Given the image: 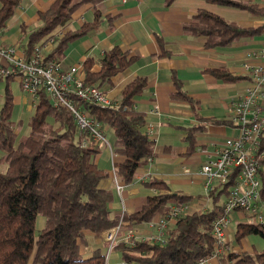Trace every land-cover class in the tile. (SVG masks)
I'll return each mask as SVG.
<instances>
[{"label": "trees", "instance_id": "trees-1", "mask_svg": "<svg viewBox=\"0 0 264 264\" xmlns=\"http://www.w3.org/2000/svg\"><path fill=\"white\" fill-rule=\"evenodd\" d=\"M21 0H0V32ZM103 0H53L44 11L38 12V22L32 27L23 24L21 39L30 52L53 39L48 59H61L69 43L95 34L102 22H111L115 16L103 15L99 4ZM170 6L175 0H162ZM208 3L246 10L250 14L263 15V8L248 0H206ZM83 5H91L94 16L84 21L78 29H68L72 14ZM61 37L58 34L63 31ZM185 34L204 37L205 48L228 47L234 41L261 35L264 23L246 27L230 21L206 9L199 8L182 24ZM25 38L23 42L22 39ZM160 55L169 56L165 42L156 36ZM137 59L129 50L118 44L105 50L100 57L87 56L82 62V73L87 83L100 89L110 84L111 78L125 70ZM98 66V68H95ZM225 82L243 79L227 69L204 70ZM175 88L172 98L186 101L198 121L184 127L188 143L187 154L197 146V135L210 123L231 124L226 117L198 116V101L189 96L176 73L170 71ZM247 78V76H245ZM14 78H0L4 82L0 107V264H106V255L94 249L86 257L81 246L87 242V233L94 237L123 221L121 230L139 227L156 215L167 217L169 206L189 205L194 197L170 191L160 178L143 181L155 194L143 197L133 211L122 215L112 213L109 205L113 200L112 190L101 186L108 172L100 169L95 157L99 146L90 141L86 133H78L72 112L64 105L53 106L45 93L39 92L33 113L27 122V132L19 135L23 120H13L15 109L11 83ZM147 84L145 76H135L121 90L114 106L100 107L88 102H78L83 109L103 125L112 129L113 151L123 159L114 163L118 181L128 185L136 181L137 167L154 156V140L141 128L146 123L145 114L134 109V101ZM103 90V89H101ZM83 140L88 141L83 146ZM233 184H217L207 193L208 206L204 210L183 213L174 224L163 231V241L135 240L127 243L118 237L113 247L119 253L120 264H193L207 256L214 248V222L222 213V202ZM166 192H162V191ZM264 202V174L260 180ZM43 216L44 226L36 229V219ZM248 235H257L264 241V224L240 221L236 224L235 239L239 242ZM220 264H264V248L252 251L229 250L218 256Z\"/></svg>", "mask_w": 264, "mask_h": 264}, {"label": "crops", "instance_id": "crops-1", "mask_svg": "<svg viewBox=\"0 0 264 264\" xmlns=\"http://www.w3.org/2000/svg\"><path fill=\"white\" fill-rule=\"evenodd\" d=\"M53 0H21L13 16L7 20L0 32V44L11 46L21 39L23 24L32 27L38 22V12L44 11ZM263 8L264 0H248ZM102 14L112 15L111 22L104 20L99 30L93 35L80 37L69 43L62 58L63 66L69 67L83 62L87 56L95 58L118 44L123 50H129L137 59L125 70L111 78L110 84L102 85L112 99H117L122 88L135 76H145L147 84L142 94L136 97L134 109L145 114L146 123L141 131L151 127L154 134V156L151 161H145L136 169L137 178L132 184L120 181L121 190L116 189L114 181V163L123 158L113 151L114 135L112 129L104 126L106 139L110 146H100V152L95 161L98 167L108 172L102 187L112 190L113 200L109 207L113 214L129 213L140 204L143 197L155 194L154 189L145 187L142 183L149 178L163 179L170 191L189 194L194 197L187 205V212L205 209L208 206L207 193L202 185L199 167L205 158L204 150H212L214 142L236 134L235 128L226 123H210L205 130L197 135V146L192 153L187 154L188 143L185 140L184 127L198 121L191 106L186 101L172 98L175 91L170 71H174L182 82L184 90L198 101V116L200 118L214 117L224 120L227 117V105L239 92L248 85L244 64H259L261 61L253 55L261 47V35L242 38L234 41L228 47L205 48L204 37H194L185 34L182 24L203 8L243 26H260L264 23L263 15L250 14L246 10L222 6L206 2V0H175L170 6H165L162 0H103L99 4ZM94 10L91 5H83L72 14L68 29H78L84 21H91ZM65 30L62 31V33ZM162 37L169 56L160 55L161 49L156 36ZM225 68L234 76H243L233 82H225L204 70L209 68ZM98 68V66H95ZM15 109L13 120L22 119L23 126L19 135L27 132L29 112L26 104L20 106L25 93L21 92L17 82L11 83ZM31 98L30 95H27ZM15 97L19 103L15 102ZM159 107V113H151L153 103ZM2 99H0V107ZM22 105V104H21ZM22 113V115H20ZM166 192V190L162 191ZM156 215L154 218H156ZM36 228L40 230L45 223L43 216H38ZM240 221H250L241 212H232L228 219L227 236L231 250L238 252L261 250L264 241L257 235H248L239 242L235 239L236 224ZM145 234H151L152 229L142 224L139 226ZM121 230L119 238L122 237ZM107 243L101 236L94 237L87 233V242L81 246L84 256L91 255L92 250L100 249L104 254ZM112 251V250H111ZM113 258L118 259L115 250ZM109 258V257H108ZM120 261V258H119ZM121 263V262H120ZM28 264H33L32 260ZM118 264V262L114 263ZM207 264H220L218 257H211Z\"/></svg>", "mask_w": 264, "mask_h": 264}, {"label": "built area", "instance_id": "built-area-1", "mask_svg": "<svg viewBox=\"0 0 264 264\" xmlns=\"http://www.w3.org/2000/svg\"><path fill=\"white\" fill-rule=\"evenodd\" d=\"M62 34L61 31L58 37ZM52 44L53 39H50L30 52L18 43L11 46L0 44V78H14L21 92L30 95L33 103L37 102L39 92H43L53 106H66L74 116L79 134L86 133L90 141L99 147L109 146L105 125L92 117L76 100L100 107L114 106V100L96 84L85 82L82 62L65 67L61 59L46 58ZM253 55L261 62L243 65L249 83L227 105V118L236 134L214 142L212 150L205 149V158L199 167L206 193L217 184L229 181L233 184L223 199L222 213L214 222V248L193 264H207L211 257H218L231 249L227 224L232 212H241L250 221L264 224V202L260 190V180L264 174V32L261 34V47ZM150 112L159 113L156 102ZM146 133L155 141L151 127ZM87 145L88 141L83 140V146ZM151 160L148 157L147 161ZM114 181L116 189L121 190L122 186L115 176ZM202 208L198 210L205 209ZM186 210V206L170 205L167 217L158 215L146 223L153 230L151 234L143 233L139 227H131L123 230L121 239L127 243L138 239L149 243L162 242L163 231L174 224L177 216L187 213ZM122 225L123 221L101 235L107 243L104 253L106 261L118 241Z\"/></svg>", "mask_w": 264, "mask_h": 264}, {"label": "rangeland", "instance_id": "rangeland-1", "mask_svg": "<svg viewBox=\"0 0 264 264\" xmlns=\"http://www.w3.org/2000/svg\"><path fill=\"white\" fill-rule=\"evenodd\" d=\"M22 41L24 42L25 38H23ZM14 82H16V81H14ZM3 88H4V82H0V99H2L1 95L3 93ZM15 102L19 103V99L17 97H15ZM24 104H26V106H28V107L27 108L24 107ZM35 104L36 103H33L32 99L28 98V96H26V94H24V96L22 97V99L20 101V106L26 108L27 111L29 112V114L33 113V110L35 109ZM20 115H22V113ZM4 168H5V164L3 163L0 166V170H4ZM102 185H103V181L101 182V186ZM39 224H41L40 220L36 223V228L39 227ZM114 252H115V250H112L111 252H109V258L106 261V264H114L116 262H118V264H120L119 258L118 259L113 258Z\"/></svg>", "mask_w": 264, "mask_h": 264}]
</instances>
